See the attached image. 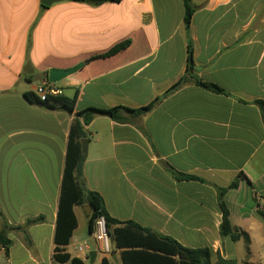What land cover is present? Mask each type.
<instances>
[{
    "label": "crops",
    "instance_id": "1",
    "mask_svg": "<svg viewBox=\"0 0 264 264\" xmlns=\"http://www.w3.org/2000/svg\"><path fill=\"white\" fill-rule=\"evenodd\" d=\"M41 1L0 0V231L11 241L7 256L0 247V264H52L76 114L134 110L159 97L137 118L122 113L129 123L101 115L89 122L81 183L102 197L112 218L209 248L213 264L236 262L233 242L219 236L217 188L242 174L225 196L230 221L248 236L264 229L256 214L264 210V116L255 104L264 102V0H190L187 30L182 0ZM125 40L122 52L88 62ZM189 43L192 75L222 92L190 80L165 95L187 73ZM79 62L85 65L63 79L70 92L63 80L53 84L69 109L40 104L44 72ZM173 172L202 182L175 181ZM38 217L43 221L26 224ZM77 228L66 250L85 263L72 247L91 236L75 237ZM90 252L92 264L106 256ZM110 257L121 264L118 251Z\"/></svg>",
    "mask_w": 264,
    "mask_h": 264
},
{
    "label": "trees",
    "instance_id": "2",
    "mask_svg": "<svg viewBox=\"0 0 264 264\" xmlns=\"http://www.w3.org/2000/svg\"><path fill=\"white\" fill-rule=\"evenodd\" d=\"M72 1H86L92 5H100L105 2H120L121 0ZM182 4L184 10L183 26L185 30H187L192 21L194 7L192 6L190 0H182ZM129 46V40L122 41L115 44L104 53L90 57L88 62L113 57L125 50V48L127 49ZM191 49L192 47L189 43L187 49V73L173 86H171L165 95L179 89L190 80L205 89L214 92H222V89L216 85L202 83L192 75L193 60ZM44 79L47 80V72H44ZM160 99V97L154 99L150 104L134 110L123 108L122 106L106 109H97L96 107L87 108L76 114V117L71 122L72 124L70 126L68 135L65 166L62 175L58 211L55 221V246L51 256L52 264H86L79 258L72 257L71 254L66 250L72 234L77 228V220L73 208L76 206H82L84 204H88L91 209L88 222L89 233L91 234L93 231V222H95V220L100 217L104 218L108 240L111 242L110 249H112L114 252L118 251L121 264H213L211 262V249L209 248L193 249L186 247L169 236L145 229L136 222H121L112 218L106 210L104 201L101 199L102 197L96 192L86 190L80 180L83 163L85 161V154L82 153L80 147L81 141L87 138L85 127L90 124L89 122H91L95 116L97 117L98 115H101L108 117L115 122L123 124L129 123L130 120L128 118L122 117V113L128 115L132 119L137 118L144 113L149 112ZM65 100L66 99L63 97V93L60 95H46L44 99H41L40 97L38 98V101L43 106L54 107L57 106V104H60L59 107L69 109L64 105ZM255 104L264 116V102L257 101ZM172 176L175 181L202 182L201 179L196 178L191 174H180L173 172ZM241 176L242 174L236 176V178L227 187L217 188V202L222 217L221 225H219V236L221 238H228L233 243L239 241L242 237L248 240L247 235L242 230L233 227L230 221L229 212L224 203L226 194L231 190L237 189L239 183L238 179ZM256 214L264 223V210L257 209ZM40 221H43L42 217L28 220L26 221V224H35L39 223ZM9 245H11V241L7 238L6 231L4 229L0 231V247L4 250L5 256L8 255L10 248ZM99 264L113 263L111 260L103 257ZM218 264H224V262L219 260Z\"/></svg>",
    "mask_w": 264,
    "mask_h": 264
},
{
    "label": "rangeland",
    "instance_id": "3",
    "mask_svg": "<svg viewBox=\"0 0 264 264\" xmlns=\"http://www.w3.org/2000/svg\"><path fill=\"white\" fill-rule=\"evenodd\" d=\"M61 84L63 85L65 92L71 91V84L67 80L61 81ZM87 210H89V207L87 204L77 208L76 214L78 218V228L75 232V237H85L88 238V221H87ZM251 235V236H250ZM250 235H247L246 240L244 237H242L239 241L233 243L235 252H236V262L233 264H264V229H260L259 231L253 230ZM89 243L90 248L96 247L98 243L91 240L90 238L87 240ZM109 247H111V242L108 241ZM114 252L111 249V252L104 256L110 258L111 262L113 263V260L111 259L110 255ZM86 264H89L88 260H85ZM215 264H218L216 262Z\"/></svg>",
    "mask_w": 264,
    "mask_h": 264
},
{
    "label": "built area",
    "instance_id": "4",
    "mask_svg": "<svg viewBox=\"0 0 264 264\" xmlns=\"http://www.w3.org/2000/svg\"><path fill=\"white\" fill-rule=\"evenodd\" d=\"M38 97L44 99L46 95H60L61 92L53 87V84H50L47 80H43L42 84L36 89ZM93 231L90 236L93 241L98 243L96 246L97 251L102 255H108L111 252V249L108 245V235L104 218L100 217L93 222ZM88 242L78 243L73 245V250L76 254L82 256L83 259H88V254L90 252Z\"/></svg>",
    "mask_w": 264,
    "mask_h": 264
},
{
    "label": "water",
    "instance_id": "5",
    "mask_svg": "<svg viewBox=\"0 0 264 264\" xmlns=\"http://www.w3.org/2000/svg\"><path fill=\"white\" fill-rule=\"evenodd\" d=\"M58 1L60 0H42L40 3L43 7H49L53 3H56ZM84 63L85 62H80L75 66H73V68L72 67L66 69L50 68L47 71V80L50 84H56L61 80L75 74V72H78L84 66ZM86 147H87V140L85 139L81 141V147H80L83 154L86 153ZM88 257L90 263L92 264L95 260L96 252H90L88 254Z\"/></svg>",
    "mask_w": 264,
    "mask_h": 264
}]
</instances>
